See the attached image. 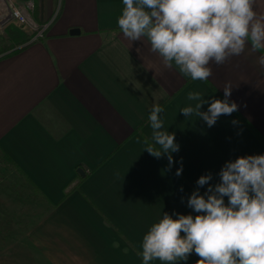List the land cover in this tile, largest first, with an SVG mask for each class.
I'll list each match as a JSON object with an SVG mask.
<instances>
[{
	"label": "crops",
	"instance_id": "1",
	"mask_svg": "<svg viewBox=\"0 0 264 264\" xmlns=\"http://www.w3.org/2000/svg\"><path fill=\"white\" fill-rule=\"evenodd\" d=\"M32 1V19L49 24L44 37L0 56V148L38 200L54 207L31 226L28 241L49 264H143V236L163 213L197 215L187 199L200 176L211 173L215 185L227 161L264 154V50L249 42L241 55L210 64L208 80L194 81L174 64L166 68L146 37L123 36L122 0ZM254 10L264 17V0ZM225 85L239 110L214 126L180 112L197 103L189 92L208 101L207 111L224 99ZM154 105L164 108L163 130L180 145L170 170L166 155L144 150L154 144ZM199 259L193 252L177 264Z\"/></svg>",
	"mask_w": 264,
	"mask_h": 264
},
{
	"label": "clouds",
	"instance_id": "2",
	"mask_svg": "<svg viewBox=\"0 0 264 264\" xmlns=\"http://www.w3.org/2000/svg\"><path fill=\"white\" fill-rule=\"evenodd\" d=\"M122 2L125 7L117 23L123 36L131 42L146 37L166 68L174 64L194 81L208 80L213 75L210 64L220 66L241 55L249 42L253 51L264 50V17L254 10L255 0ZM258 63L264 66V56ZM230 97L231 86L225 85L224 99H213L207 111H201L208 101L198 92H189L187 99L197 103L180 112L212 127L222 115L239 110ZM163 112L160 105L152 107L148 120L154 144L144 150L156 159L166 155L170 170L172 153L179 152L180 145L174 133L163 130ZM182 171L181 158L175 175ZM219 177L215 185L210 184L211 173L196 181L197 189L188 197L187 207L197 215L165 212L150 227L141 243L143 264L153 260L177 264L187 261L193 252L200 258L197 264H264V154L227 161ZM205 185L207 190L201 195L199 189Z\"/></svg>",
	"mask_w": 264,
	"mask_h": 264
},
{
	"label": "rangeland",
	"instance_id": "3",
	"mask_svg": "<svg viewBox=\"0 0 264 264\" xmlns=\"http://www.w3.org/2000/svg\"><path fill=\"white\" fill-rule=\"evenodd\" d=\"M0 12L1 36L7 27L2 23L6 15L3 4H0ZM5 46L6 42H0V50ZM30 189V185L17 177L13 170L1 169L0 264H49L30 244L28 234L31 226L52 213L54 207L32 196Z\"/></svg>",
	"mask_w": 264,
	"mask_h": 264
},
{
	"label": "built area",
	"instance_id": "4",
	"mask_svg": "<svg viewBox=\"0 0 264 264\" xmlns=\"http://www.w3.org/2000/svg\"><path fill=\"white\" fill-rule=\"evenodd\" d=\"M0 4L6 9V15L2 20L4 26L14 25L29 34L31 36L29 43L44 37L49 24H38L32 19L31 13L34 8L32 0H0Z\"/></svg>",
	"mask_w": 264,
	"mask_h": 264
},
{
	"label": "trees",
	"instance_id": "5",
	"mask_svg": "<svg viewBox=\"0 0 264 264\" xmlns=\"http://www.w3.org/2000/svg\"><path fill=\"white\" fill-rule=\"evenodd\" d=\"M31 36L24 33L14 25H8L5 27L2 35L0 36V42H6L7 46L0 50V56L6 57L22 50L28 45ZM1 169L13 170L15 175L23 179L27 184L30 185V181L26 178L23 172L14 164L10 157L0 148V171ZM76 185V184H75ZM75 185L71 186L66 190L64 197H67L70 192L74 191ZM31 195H36V189L30 186Z\"/></svg>",
	"mask_w": 264,
	"mask_h": 264
},
{
	"label": "water",
	"instance_id": "6",
	"mask_svg": "<svg viewBox=\"0 0 264 264\" xmlns=\"http://www.w3.org/2000/svg\"><path fill=\"white\" fill-rule=\"evenodd\" d=\"M79 32H78V30H72V31H70V35H75V34H78ZM77 172L83 177L84 176V174H83V172L79 169V170H77Z\"/></svg>",
	"mask_w": 264,
	"mask_h": 264
}]
</instances>
